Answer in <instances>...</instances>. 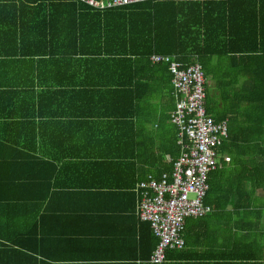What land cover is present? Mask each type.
I'll return each instance as SVG.
<instances>
[{
    "label": "trees",
    "instance_id": "trees-1",
    "mask_svg": "<svg viewBox=\"0 0 264 264\" xmlns=\"http://www.w3.org/2000/svg\"><path fill=\"white\" fill-rule=\"evenodd\" d=\"M155 55L200 64L207 113L228 123L204 200L212 212L184 228L191 219L218 223L214 253L204 257L212 261L200 264H264V206L254 201L264 187V0H145L100 9L77 0H0V102L104 109L51 113L115 121L111 135L131 140L147 167L138 184L172 178L181 154L172 76L168 64L151 62ZM32 113V120L46 115ZM166 122L172 135L156 143L150 127Z\"/></svg>",
    "mask_w": 264,
    "mask_h": 264
},
{
    "label": "crops",
    "instance_id": "crops-1",
    "mask_svg": "<svg viewBox=\"0 0 264 264\" xmlns=\"http://www.w3.org/2000/svg\"><path fill=\"white\" fill-rule=\"evenodd\" d=\"M50 103L0 102V264H151L157 240L135 213L138 174L147 167L131 140L111 135L113 120L51 113L102 108ZM10 109L28 117L6 118ZM36 109L46 115L32 120ZM173 126L150 127L153 141L169 140ZM263 188L255 190L254 201L264 206ZM217 225L208 218L191 219L186 248L167 251L173 253L165 254L163 264L212 261L204 257L214 253L208 249L215 245L211 234Z\"/></svg>",
    "mask_w": 264,
    "mask_h": 264
},
{
    "label": "built area",
    "instance_id": "built-area-1",
    "mask_svg": "<svg viewBox=\"0 0 264 264\" xmlns=\"http://www.w3.org/2000/svg\"><path fill=\"white\" fill-rule=\"evenodd\" d=\"M77 1L100 9L145 0ZM150 60L153 64L169 66L176 99L172 121L178 127V144L181 147L172 178L163 175L156 180L150 176L136 188L139 194L136 216L150 224L157 240L150 263L163 264L167 251L186 248V220L212 212L204 200L209 190V175L219 165L218 148L228 138V123L217 122L207 113V81L200 64L184 66L174 57L165 55H155Z\"/></svg>",
    "mask_w": 264,
    "mask_h": 264
},
{
    "label": "rangeland",
    "instance_id": "rangeland-1",
    "mask_svg": "<svg viewBox=\"0 0 264 264\" xmlns=\"http://www.w3.org/2000/svg\"><path fill=\"white\" fill-rule=\"evenodd\" d=\"M207 81V80H206ZM209 83V81H207V84Z\"/></svg>",
    "mask_w": 264,
    "mask_h": 264
}]
</instances>
